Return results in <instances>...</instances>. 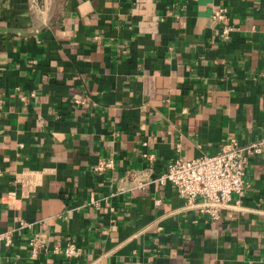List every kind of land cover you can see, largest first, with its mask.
Returning a JSON list of instances; mask_svg holds the SVG:
<instances>
[{
	"label": "crops",
	"instance_id": "1",
	"mask_svg": "<svg viewBox=\"0 0 264 264\" xmlns=\"http://www.w3.org/2000/svg\"><path fill=\"white\" fill-rule=\"evenodd\" d=\"M263 133L264 0H0L2 264H264V151L215 217L153 180Z\"/></svg>",
	"mask_w": 264,
	"mask_h": 264
},
{
	"label": "built area",
	"instance_id": "2",
	"mask_svg": "<svg viewBox=\"0 0 264 264\" xmlns=\"http://www.w3.org/2000/svg\"><path fill=\"white\" fill-rule=\"evenodd\" d=\"M226 15L225 5H217L211 12L214 20L223 19ZM228 29L229 26H223L222 34L225 35ZM262 151H264V133L244 144H239L231 138L223 142L215 153L193 158L174 157L166 164L164 171L153 177V180L159 183L169 182L187 203L198 204L200 209L215 217L218 209L226 206L231 193L242 191L247 156ZM143 155L152 159L150 154L143 153ZM112 164V157L102 158L94 164V168L103 170ZM143 184L142 181L138 182L139 186ZM26 224V221L19 220L20 226ZM10 242V230L0 229V250L3 245H9ZM27 243L31 247L32 255L35 254L37 246H44L42 238L37 236L28 237ZM52 250L67 257L76 256L80 252L79 247L72 240H66L61 246L55 245Z\"/></svg>",
	"mask_w": 264,
	"mask_h": 264
}]
</instances>
